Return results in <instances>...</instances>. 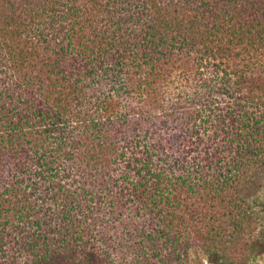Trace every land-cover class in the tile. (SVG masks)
<instances>
[{"label": "trees", "instance_id": "obj_1", "mask_svg": "<svg viewBox=\"0 0 264 264\" xmlns=\"http://www.w3.org/2000/svg\"><path fill=\"white\" fill-rule=\"evenodd\" d=\"M263 179L264 0H0V249L238 264Z\"/></svg>", "mask_w": 264, "mask_h": 264}, {"label": "rangeland", "instance_id": "obj_2", "mask_svg": "<svg viewBox=\"0 0 264 264\" xmlns=\"http://www.w3.org/2000/svg\"><path fill=\"white\" fill-rule=\"evenodd\" d=\"M256 197H258V199L262 203H259L258 205H255V203L253 204L251 201ZM246 199L250 201L249 204H251L252 207H248L245 212L241 210L231 209V211L228 210L225 212L224 217H218L216 228L218 230H220V228H223L222 230L225 231H220L221 233L219 232L215 240L213 241V245L215 246L214 250L225 249V252H227V254H232L234 257L242 254L236 260L238 264H242L243 258L247 257V254L250 255L248 259V262L250 264H264V179L260 182V185H257L255 189H252V192L248 197H246ZM4 213H2L0 217V223L3 224L6 217ZM11 216V213L8 214V218H10ZM233 219L241 225H236L239 226L237 228L236 226L233 227L232 225H229L231 220ZM207 222L208 217H204L202 222H200L199 224V232L197 233V235L194 233V231L192 232L194 237H198V235L203 236L204 233L207 235V232H210L209 234H211L209 223ZM9 224L5 226L7 231L11 229L12 225H15ZM1 228L2 224H0V229ZM13 233L19 238L22 237L17 232ZM231 233L234 234V241L228 242L227 240L230 239L229 234ZM12 236L14 235L12 234ZM15 238L12 240L15 241ZM21 239L27 238L23 237ZM20 245H22L23 248H20L19 244H17L0 249V262L3 264L10 263L12 258H14L15 264H32L31 260H33V258L30 244L27 243L25 245ZM191 250L193 251L194 249ZM119 256L122 258V254H119ZM194 260L195 262L192 264H213L206 261L201 262L197 259Z\"/></svg>", "mask_w": 264, "mask_h": 264}]
</instances>
